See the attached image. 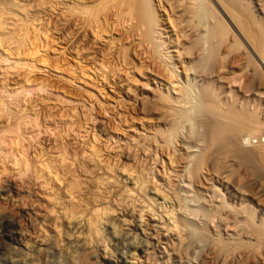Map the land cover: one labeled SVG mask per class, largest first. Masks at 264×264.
Returning a JSON list of instances; mask_svg holds the SVG:
<instances>
[{
    "label": "rangeland",
    "instance_id": "obj_1",
    "mask_svg": "<svg viewBox=\"0 0 264 264\" xmlns=\"http://www.w3.org/2000/svg\"><path fill=\"white\" fill-rule=\"evenodd\" d=\"M80 212L121 264H264V0H0V218L97 264Z\"/></svg>",
    "mask_w": 264,
    "mask_h": 264
},
{
    "label": "bare ground",
    "instance_id": "obj_2",
    "mask_svg": "<svg viewBox=\"0 0 264 264\" xmlns=\"http://www.w3.org/2000/svg\"><path fill=\"white\" fill-rule=\"evenodd\" d=\"M206 96H208V95H206ZM209 98V97H208ZM210 99V98H209ZM216 113V112H215ZM220 118V117H219ZM229 119H231V118H229ZM220 120H223V119H220ZM212 121V120H211ZM219 121V119L218 120H216L215 121V119H214V121H212V122H214L215 124H214V126L217 128V127H219V125H222L223 124V122L224 121H220V122H218ZM226 123V122H225ZM225 125H227V123L225 124ZM229 125V124H228ZM214 126L212 127L211 125H210V128L212 127L213 129H214ZM231 127H233L232 125L230 126H227V127H224L226 130H228L229 128H231ZM249 128V127H248ZM215 131V130H214ZM213 131V132H214ZM211 132H212V130H211ZM219 132H221V128H220V130H219ZM218 132V133H219ZM222 133V135H224V134H226V132H224L223 133V131L221 132ZM214 134V135H213ZM215 132L214 133H211V135H213V136H215ZM229 134V133H228ZM218 135V134H217ZM227 135V134H226ZM225 135V136H226ZM212 136V137H213ZM221 136V135H220ZM219 136V137H220ZM218 137V138H219ZM214 139V138H213ZM234 147V146H233ZM236 147V146H235ZM234 149V148H233ZM241 150V151H240ZM239 151L241 152L240 154H242L243 156H244V158H246V159H249V160H251V159H255L256 157H257V155H258V152H255V151H247V150H242V149H240ZM239 151L237 150V152H238V154H239ZM100 211H102V210H100V209H95L94 211H92L96 216H94L93 214H91V215H93V217H96V221L95 222H93V224H94V228H96V230L95 231H100V229H101V227L104 225V224H106V222L107 223H109L108 221H109V218H108V216H107V214H106V212L105 213H100ZM103 212V211H102ZM70 214V213H69ZM88 214V213H87ZM87 214L86 213H75V214H71V215H69L68 217H67V227L69 228V232H70V240H71V244H72V248H74L73 250H72V252L74 251V252H76V253H81L82 255H84L86 258H85V261L86 260H90V261H93L94 263H102L103 262V264H121L122 263V261H121V263L115 258V257H113L112 256V254H111V250L109 251L108 250V248H107V245L105 244V245H103V246H101L100 248H99V250L98 251H96L95 249H94V247L95 246H93L92 244H91V242L89 241V238H88V235H87V232H86V230L88 229L87 228V224L89 223V219H91V218H88V216H87ZM116 216V215H115ZM114 216V217H115ZM123 216V215H122ZM92 217V218H93ZM121 217V216H120ZM4 218V217H3ZM94 219V218H93ZM91 221V220H90ZM112 223V222H111ZM134 225V224H133ZM132 225V226H133ZM114 226V225H113ZM127 227H126V229H130L132 226L130 225V224H127L126 225ZM108 227V226H107ZM111 227H112V225H111ZM114 227H116V226H114ZM135 227H136V225H135ZM67 228V229H68ZM87 228V229H86ZM125 228V227H124ZM134 228V227H133ZM8 225L7 224H5V222L4 221H2L1 220V218H0V264H26L27 263V258L25 259V258H23V256H27V255H24L23 253H25V251L27 252V253H29L30 255L32 254V252H33V250H35L36 248L35 247H39L40 248V246H44V245H47L46 244V242H44L42 239L39 241H37V244H34V245H36V246H33V244L31 243H28L27 241H26V235L23 233V234H21V233H19V234H17V233H14V234H10L9 232H8ZM131 230H132V228H131ZM137 229H135V231H136ZM9 231H10V229H9ZM132 231H134V230H132ZM116 232V231H115ZM127 232V231H126ZM130 232V231H129ZM125 234V233H124ZM122 235V234H121ZM138 235V234H137ZM28 236V235H27ZM127 238H126V242H127V244H129L130 246L129 247H133L134 249H137V250H143V246L142 245H140L137 241H136V237H135V235H133V233L132 232H130L129 234H127V235H125ZM124 236V237H125ZM139 237V236H138ZM36 241V240H35ZM29 242H30V237H29ZM119 244H120V242H119ZM46 247H48V246H46ZM121 247V246H120ZM35 248V249H34ZM39 248H38V250H35V251H38L39 252ZM48 248H50V246L48 247ZM48 248H47V250H48ZM46 249V248H45ZM133 249V250H134ZM145 249V248H144ZM47 250H45V251H47ZM50 250V249H49ZM34 251V252H35ZM44 251V252H45ZM136 251V250H135ZM72 252H69V253H72ZM39 253H41L42 254V248H41V252H39ZM38 253V254H39ZM46 253V252H45ZM140 253V252H139ZM138 253V254H139ZM26 254V253H25ZM73 254V253H72ZM75 254V253H74ZM73 254V255H74ZM47 255H48V253H47ZM42 256H43V254H42ZM70 256H72L71 254H70ZM41 257V256H40ZM44 257H45V255H44ZM49 257V256H48ZM127 256H125L124 257V259L126 258ZM72 258V257H71ZM45 259H47V258H45ZM45 259H44V261H45ZM74 259H77V257L76 258H73V260H71V261H73L71 264H77V263H75L76 261H74ZM121 259V258H120ZM48 260V259H47ZM88 260V261H89ZM126 260H129V259H125V261ZM35 261V260H34ZM43 261V260H42ZM87 261V262H88ZM92 262V263H93ZM124 262V261H123ZM127 263H129V261L127 262ZM91 264V263H90ZM123 264H125V263H123Z\"/></svg>",
    "mask_w": 264,
    "mask_h": 264
}]
</instances>
